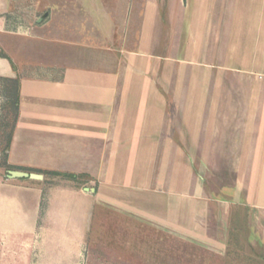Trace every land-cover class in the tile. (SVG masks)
<instances>
[{
  "label": "crops",
  "instance_id": "crops-1",
  "mask_svg": "<svg viewBox=\"0 0 264 264\" xmlns=\"http://www.w3.org/2000/svg\"><path fill=\"white\" fill-rule=\"evenodd\" d=\"M70 1L62 17L50 12L42 26L17 33L23 43L11 64L0 57V76L18 83L7 166L0 167V264H25L29 249L31 264L45 258L46 264H78L95 227L106 228L108 238L127 232L128 259L150 264L151 255L135 245L151 239L142 230L153 226L181 243L191 238L206 245L224 264L234 259L229 249L245 229L253 238L241 239L245 259L264 264V108L244 109L245 122L224 119L219 137L208 135L203 146L224 149L232 129L240 132L238 153H224L238 158L240 178L217 202L188 155L201 145L199 126L185 119L201 114L194 98L186 108L172 106L183 96L168 91L179 59L162 53V0ZM168 1L176 5L172 20L184 3L190 4L189 19L198 21L215 18L221 4L225 19L261 21L263 30L264 0ZM12 2L0 0L2 38ZM192 39L188 62L195 68ZM27 41L46 42L48 50L38 52ZM169 46L173 53L178 43L173 38ZM244 165H253L250 172ZM79 178L89 187H67V180Z\"/></svg>",
  "mask_w": 264,
  "mask_h": 264
},
{
  "label": "rangeland",
  "instance_id": "rangeland-1",
  "mask_svg": "<svg viewBox=\"0 0 264 264\" xmlns=\"http://www.w3.org/2000/svg\"><path fill=\"white\" fill-rule=\"evenodd\" d=\"M79 1L71 0L70 2ZM109 1L108 4H111L113 0ZM222 6L216 4V13L213 14L215 18L198 21L189 19L190 4L184 3L178 10L179 18L172 20L171 12H175L176 5L168 0H162L161 3L162 53L179 59L177 69L169 79L168 91L173 95L183 96L180 101L172 100V106L173 109L176 108L177 103L179 107L186 108L188 102H192L190 97L194 98L193 103H196L194 107L198 108L201 114L185 119L199 126L201 145L196 149L194 157L188 153L191 149L186 148L185 151L192 160L194 172L202 178L201 183L211 195H214L217 202L224 199L227 191L230 190L227 187H235L240 178L241 165L236 162L238 158L225 157L226 154L238 153L239 149L235 146L240 138V132L235 128L232 129L228 135L231 141L224 149L222 147L209 149L203 145H206L208 135L215 139L219 137L220 133L217 130L220 125H223L224 119H231L232 124L237 122L238 125L244 121V116L241 114L244 109L264 108V21H262L263 30L261 31L259 29L261 21L225 19L222 17L223 14L219 13V8ZM65 8H67V0H13L3 20L6 33L1 35L3 38L0 37V50L2 51H0V57L11 64L15 57V47L23 43L21 36H17V33L28 28L42 26L48 21L50 12L62 17ZM78 9L81 10V7L79 6ZM37 17H44V21L38 24ZM60 23L61 19L58 18V24ZM257 23H259L258 30H256ZM191 36L192 38L194 36L192 41L195 68H192L188 62L190 52L187 43ZM173 38L178 46L172 53L169 51V45ZM26 43L37 44L35 49L38 52L45 50L44 46L47 45L42 41H27ZM1 45L7 46L9 51L6 52ZM53 46L56 44L50 45V47ZM17 86L16 79L0 76V167L7 166L9 144L17 118ZM187 97H189L188 100ZM214 109L219 114L224 115L225 111H230L232 115L229 117L215 116L211 114ZM174 118L175 121L178 119V123L182 119L180 114L175 115ZM208 152L212 154L209 162H207ZM244 166L250 172L253 165ZM251 182L248 178L247 183ZM86 183L80 178L76 182L67 180V187H89ZM123 221L128 223L127 218ZM105 230L98 227L89 230L87 253L78 261V264H139L128 259L127 232L121 237L108 238ZM138 231L137 226L135 229L137 235ZM142 232L146 235L150 233L151 239L149 240L148 237L146 241L134 245L141 253L151 255L150 264H224L217 252L207 249L202 243L192 242L191 238H185L181 243L170 230L156 229L155 226L151 228V232L149 230L145 232L144 229ZM97 236L105 238V242H97ZM244 237L253 239L251 233L244 229L240 233V238H236L240 241L232 246L233 250L229 249L234 259L228 261V264H255L245 259V247L241 240ZM13 259V255H9L7 261L12 262ZM47 261L45 258L40 262L46 264ZM23 262L25 264L33 262L31 249L26 253Z\"/></svg>",
  "mask_w": 264,
  "mask_h": 264
},
{
  "label": "water",
  "instance_id": "water-1",
  "mask_svg": "<svg viewBox=\"0 0 264 264\" xmlns=\"http://www.w3.org/2000/svg\"><path fill=\"white\" fill-rule=\"evenodd\" d=\"M10 175L13 178L30 177V178H34V179H42L41 175L27 174V173H22V172H10Z\"/></svg>",
  "mask_w": 264,
  "mask_h": 264
},
{
  "label": "trees",
  "instance_id": "trees-1",
  "mask_svg": "<svg viewBox=\"0 0 264 264\" xmlns=\"http://www.w3.org/2000/svg\"><path fill=\"white\" fill-rule=\"evenodd\" d=\"M10 145V144H9Z\"/></svg>",
  "mask_w": 264,
  "mask_h": 264
}]
</instances>
